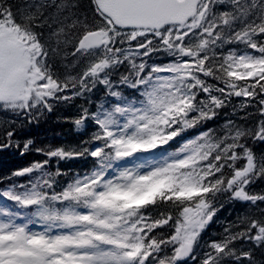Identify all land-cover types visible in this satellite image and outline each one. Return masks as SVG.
<instances>
[{
	"label": "snow or ice",
	"instance_id": "snow-or-ice-1",
	"mask_svg": "<svg viewBox=\"0 0 264 264\" xmlns=\"http://www.w3.org/2000/svg\"><path fill=\"white\" fill-rule=\"evenodd\" d=\"M74 104L76 145L22 135ZM7 152L43 159L0 175V264H257L264 0H0Z\"/></svg>",
	"mask_w": 264,
	"mask_h": 264
},
{
	"label": "trees",
	"instance_id": "trees-1",
	"mask_svg": "<svg viewBox=\"0 0 264 264\" xmlns=\"http://www.w3.org/2000/svg\"><path fill=\"white\" fill-rule=\"evenodd\" d=\"M82 103L76 101L75 104ZM60 106L57 110L48 114L41 119L37 125H31L25 129L26 138H31L37 146L52 145V146H71L76 145L81 136L74 129L71 123L65 122L63 119L66 116H72L76 113V107ZM223 117H221L222 122ZM34 159H43L37 157L35 153H30L26 157H20L18 154L11 152L0 153V175L7 174L11 169L26 166ZM73 170H83L85 165L82 161H70L66 165ZM2 187V185H0ZM243 209L239 205L226 204L225 207L218 213V221L209 229V235L219 234L223 231V227L230 221H234ZM207 238V237H206ZM257 264H264V255L260 252L256 253Z\"/></svg>",
	"mask_w": 264,
	"mask_h": 264
}]
</instances>
